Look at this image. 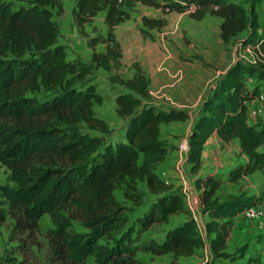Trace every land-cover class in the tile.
Listing matches in <instances>:
<instances>
[{
    "label": "trees",
    "instance_id": "trees-1",
    "mask_svg": "<svg viewBox=\"0 0 264 264\" xmlns=\"http://www.w3.org/2000/svg\"><path fill=\"white\" fill-rule=\"evenodd\" d=\"M62 1L0 0V164L15 183H0V195L14 218L13 233L30 235L42 216L49 214L54 227L47 235L56 264H145L138 257L141 251L189 257L207 245L214 259L237 264L246 258L245 245L231 251L229 239L234 218L258 199L247 193L223 199L220 191L226 181L236 182L264 169V121L249 116L250 102L263 92L261 83L251 80L264 82V28L255 4L259 0H250V8L230 0H183L186 4L182 0H74L72 14L81 31L104 11L106 33L88 41L90 64L68 59L59 43L53 10H60ZM138 4L164 14L184 13L194 5L188 12L192 19L200 21L207 15L222 19L224 44L243 35V43L254 51V62L232 63L210 89L189 133L187 162L196 176L201 210L208 215L207 237L187 205L186 193L158 172L172 147L161 136V124L186 121L190 112L154 103L149 77L135 62L131 77L116 73L111 77L113 84L123 88L115 100L118 114L126 120L124 133L115 137L114 129L94 110L95 103L103 102L102 93L85 80L91 64L106 71L120 66L123 50L116 28ZM167 23L166 16H142L140 30L154 39L152 31ZM98 44L104 50L98 51ZM67 74L81 79V84L64 86ZM41 93L47 95L40 99ZM213 134L223 142L237 140L247 157L226 175L200 173L205 145ZM121 185L132 206L142 207L134 219L130 212L134 208L116 196ZM179 213L187 218L168 227L161 240L140 242L142 232L168 223ZM0 219L5 220V215ZM240 264H254V259L248 257Z\"/></svg>",
    "mask_w": 264,
    "mask_h": 264
},
{
    "label": "rangeland",
    "instance_id": "rangeland-1",
    "mask_svg": "<svg viewBox=\"0 0 264 264\" xmlns=\"http://www.w3.org/2000/svg\"><path fill=\"white\" fill-rule=\"evenodd\" d=\"M246 3L248 6V0ZM73 6L74 0H63L62 8L60 10L57 8L53 10V18L57 21L60 28L59 43L66 48L68 59L75 60L78 63L90 64L92 48L88 45V41L97 33H106L104 11L100 12L94 21L91 24H87L85 29L81 31L73 18ZM250 6L251 2L248 8ZM263 6L264 2H260L257 7L258 15L261 17L262 23H264V10L261 9ZM185 13H177L174 11L170 14L169 19L167 18V25L160 31L153 30L152 32L155 38L151 39L144 36L140 30L142 16L162 17L164 15L167 16V14H164L161 9L156 10L153 7L138 4L132 9L131 17L117 27V35L119 36L123 50L121 64L117 70L106 71L103 68H98L94 64H91L85 80L95 83L103 95V102L101 104L95 103L94 110L97 116L105 119L109 123V126L114 129L115 137L121 136V133H124L126 120L117 112L115 98L118 92L123 91V88L113 84L111 78L113 73L122 75L125 78L131 77L134 73L133 63L139 62L149 77L152 101L165 107L181 108L180 105L184 104V100L182 99L183 89L187 90V94L194 95L195 83L198 86H200V83L201 86H205L203 93L205 98L210 91V87L215 85L223 75L217 74V72L225 70L227 66H230L237 60L248 63L255 61L252 46L243 43V35L233 39L228 44H224L218 30L220 24L215 20V16L211 15L212 17H209L206 23V27L208 28L207 40L203 41L199 37L189 36L190 31H192V35H198L199 32L201 34L203 27L199 24V21L192 19L189 13ZM97 50H104V45L98 44ZM174 55L177 60L187 61L182 69H186L188 74L192 75L189 77L190 79L186 80L185 77L182 78V76L172 70L169 71L168 67L164 65L160 66L164 57ZM158 64L159 71H156V65ZM195 64H198L197 66L201 69V73L197 77L193 75L194 69L196 68ZM251 81L256 84L261 83L260 85L263 86L262 89L264 92V82H260L257 78H253ZM81 82L82 80L78 79L75 75L67 74L64 79V86H78ZM46 95L47 93H41L39 94V98L41 99ZM199 108L200 106L196 110H191L194 118ZM260 118H254L253 121H259V119L264 121V108ZM189 123L173 121L161 124V136L172 147H170L169 151L170 156L168 155L166 160L159 165L158 172L162 177L172 178L175 171L177 176L172 179H175L176 187L184 191V183H186L187 189H191L192 194L196 193L194 189H197L195 186L196 176L192 174L191 165L187 162L186 151L182 148V145L188 141L192 127V125L189 126ZM221 149L225 154L230 151L223 143ZM175 158L176 163L177 161L181 162L180 167L182 168V172H177L175 169H173L174 171L170 170L173 167ZM224 161L226 159H223ZM227 161H230V158ZM237 161H241L238 156L235 162ZM218 162L220 163L222 160H218ZM231 162L232 165L235 164L233 158ZM204 163L205 160L203 158V165L200 172L202 174L207 173L202 172L206 170ZM228 167L229 164L220 174L226 175L229 172ZM168 171H171L172 176L168 175ZM0 183L15 184L10 178V171L2 164H0ZM248 185L250 188L245 186L241 179L236 182L226 181L223 184L220 194L224 199L230 195L247 193L248 196L254 195L258 201L264 204V169L256 171L254 175H250ZM139 187L142 190H146L144 183H139ZM124 191L125 185L117 188L115 193L118 200L134 208L132 202L125 198ZM146 198L144 199L146 200ZM190 199L192 200V196H190ZM190 210L192 213L195 212L194 214L197 216H200L202 212L201 207L195 205ZM141 211L142 207L134 208L130 211L132 219ZM9 212L10 208L8 203L0 195V215H5V220L0 219V264H12L11 259L20 264H56L52 258L50 241L47 235L48 230L54 227L51 216L49 214L43 215L38 228L30 235L27 232L23 234L15 232L16 234H14L12 231L14 218ZM201 215L203 216V214ZM239 216L238 220H235L234 228L229 239V249L233 251L245 245L247 257L235 263H244L248 257H253L254 264H264L258 253L259 245H261L262 230L259 227H255L250 222L251 219L245 214L241 213ZM186 218V214L179 213L172 216L168 223L153 225L149 230L141 233L140 242L150 238L161 240L164 236V231L168 227ZM77 229L83 230L79 225H77ZM12 234H14V237ZM138 257L145 264H233L229 260L214 259L209 248L199 249L195 255L189 257L174 256L171 253L157 255L152 252L143 251L138 253Z\"/></svg>",
    "mask_w": 264,
    "mask_h": 264
},
{
    "label": "crops",
    "instance_id": "crops-1",
    "mask_svg": "<svg viewBox=\"0 0 264 264\" xmlns=\"http://www.w3.org/2000/svg\"><path fill=\"white\" fill-rule=\"evenodd\" d=\"M230 1H232L234 3H237V4H240V5H242V6L246 7V8H248L249 5H250V0H248V6H247V3H246L247 0H230ZM259 1L261 3L264 2V0H259ZM258 2H257V7L260 4V2L259 3ZM261 9L264 10V6ZM156 10H160V9H156ZM172 13H169V14H167V16L166 15H164V16H166V18L169 19V16ZM177 13H179V12H177ZM209 17H212V16L211 15H207L203 20L199 21V24H201L202 27H203V30L201 31V34L199 32L198 35H192L193 34L192 31H190L189 36L199 37L203 41L207 40L208 39V37H207L208 36V28L206 27V23L208 22ZM215 18H216L215 20H217L219 22V24H221L222 19L220 17H217V16H215ZM218 30L220 32V25L218 26ZM116 34H117V28H116ZM117 37L119 39L118 35H117ZM195 61H196V58H195ZM186 62L187 61H182L180 59L177 60L175 55L174 56H169V57L166 56V57H164L163 62L160 64V66L164 65L165 67H168L169 71L172 70L173 72H175V73L179 74L180 76H182V78L185 77V79L187 80V79H190L189 77L192 76V75L188 74L186 69H182ZM195 65H196V68L194 69L193 75L197 77L201 73V69H200V67L197 66L198 64H195ZM157 66H159V64L156 65V69L155 70L159 71ZM228 67L229 66H227V68L225 70H223V71L221 70V71L217 72V74H224L226 72V70L228 69ZM199 85L200 86L196 85V83H195L194 95L187 94V90L186 89L182 90V93H183L182 99L184 100V102H183L184 104L180 105L181 108H179V109L189 110V112L191 114V117L188 120H186V121H182V122H190L189 126L192 125L193 120H194V115L192 114L191 110H194V109L196 110L198 108V106H200L202 104L203 99H204L203 93H204L205 86L204 85L201 86L200 83H199ZM212 87H214V85H212L210 87V89ZM222 143L225 144V146L230 150L226 154L221 149ZM186 155H187V153H186ZM237 156L241 159V161L247 159V157L244 154H242L240 146H239V143H238L237 140H232L230 142H223L221 140V138H219V136L217 134H213L209 138V140L207 141V143L205 145V149H204V152H203V158L205 160L204 168H206V170L202 171V172H204V173L211 172V173L218 174V173H221L228 166V164H229L228 169L230 170L232 167H234L235 165H237L238 163L241 162V161L235 162ZM228 158H230V161H227ZM232 158H233V161L235 162V164H233V165H232V162H231ZM223 159L224 160L226 159V161L223 162ZM170 160H172V159H170ZM218 160H220V161L222 160V162L219 163ZM180 163H181L180 161H177V163H176V158H175L174 161H173V167L170 170L175 169L177 172H182V168L180 167ZM255 173H253L251 175H254ZM165 175H166V173H165ZM168 175L172 176L171 171H168ZM176 176H177L176 172L174 171V175L172 176V178H174ZM162 178H164L167 182H170V183H173V184H175V182H176L175 179H172L171 177H168V178L162 177ZM241 180L244 182L245 186L249 187L248 182H250V175L244 176L243 178H241ZM251 189H253V188L251 187ZM251 189H249V190H251ZM194 191L196 193H199V191L197 189H194ZM251 191L254 192L253 190H251ZM185 198H186V202H187V205H188L189 209H192L191 199L189 197H187V196ZM201 214H203L204 217ZM193 216H196V218L198 219V221L200 223V231H201V233H203V235L205 237H207L206 222L208 220V215L201 212L200 216L199 215L197 216L194 213H193ZM239 217L240 216L237 215L234 218V223H235V220L237 221ZM201 221H202V223H201ZM250 222L255 227L258 228L257 224L254 221L250 220ZM262 247H263V244L259 245V250ZM206 248H209L208 245H207Z\"/></svg>",
    "mask_w": 264,
    "mask_h": 264
},
{
    "label": "built area",
    "instance_id": "built-area-1",
    "mask_svg": "<svg viewBox=\"0 0 264 264\" xmlns=\"http://www.w3.org/2000/svg\"><path fill=\"white\" fill-rule=\"evenodd\" d=\"M183 4H186L185 1H181ZM195 9V6H189V9L186 11V13L192 11ZM168 10V9H167ZM185 13V12H184ZM263 28H264V23H263ZM263 102H264V93L261 92L259 95L256 96L255 99H253L250 104H249V116L253 120L254 118H260L263 113ZM182 148L188 152L189 149V144L188 141L182 145ZM184 183V192L186 193L187 197L190 198L192 196L191 204H192V209L193 205L195 206H200L201 207V198L199 193H192L191 194V189H187V185ZM194 212V211H193ZM195 213V212H194ZM242 214H245L249 219L253 220L257 226L264 232V204L261 203V201H256L254 204L248 206ZM194 218L198 222V227L200 229V223L196 216ZM260 257L261 260L264 262V245L262 249L260 250Z\"/></svg>",
    "mask_w": 264,
    "mask_h": 264
}]
</instances>
